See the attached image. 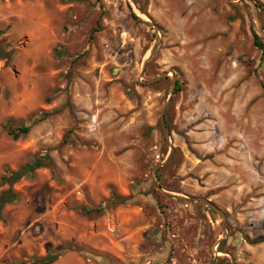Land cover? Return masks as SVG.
I'll use <instances>...</instances> for the list:
<instances>
[{"label":"rangeland","instance_id":"rangeland-1","mask_svg":"<svg viewBox=\"0 0 264 264\" xmlns=\"http://www.w3.org/2000/svg\"><path fill=\"white\" fill-rule=\"evenodd\" d=\"M256 3L0 0V264H264Z\"/></svg>","mask_w":264,"mask_h":264},{"label":"trees","instance_id":"trees-1","mask_svg":"<svg viewBox=\"0 0 264 264\" xmlns=\"http://www.w3.org/2000/svg\"><path fill=\"white\" fill-rule=\"evenodd\" d=\"M256 5L264 10V5L261 3H256ZM137 18L136 16H134ZM253 42L254 45L261 51V60L264 58V43L260 40L259 36L253 32ZM11 56V52L5 51L0 47V59H8ZM264 87V85H263ZM180 86L176 85L175 91L180 90ZM49 115L48 112H41L37 117V120H43ZM4 130L6 126L4 125ZM29 124H20L17 127L9 128L6 130V133L11 136L14 140L18 139L20 136L25 135L29 132ZM44 161L50 162V157L47 154H44L39 157H35L32 162L21 165L16 170H10L8 168L4 169V173L0 175V184L9 183L10 185L24 177L26 174L32 173L37 168L44 166ZM18 200V195L15 193L11 187L2 191L0 193V219L2 216V211L7 204L15 203ZM114 204H123L128 200V197H123L117 195L115 192L111 193V199ZM101 208L97 207L95 209H87L84 207L86 213H90L93 210L99 211ZM264 242V237L254 239L252 243H261ZM70 246H60L56 249L48 248L45 255L41 257H32L31 264H52L54 263L63 253L68 250Z\"/></svg>","mask_w":264,"mask_h":264}]
</instances>
